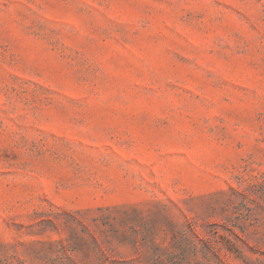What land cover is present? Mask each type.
I'll use <instances>...</instances> for the list:
<instances>
[{"label": "rangeland", "instance_id": "rangeland-1", "mask_svg": "<svg viewBox=\"0 0 264 264\" xmlns=\"http://www.w3.org/2000/svg\"><path fill=\"white\" fill-rule=\"evenodd\" d=\"M0 264H264V0H0Z\"/></svg>", "mask_w": 264, "mask_h": 264}, {"label": "trees", "instance_id": "trees-1", "mask_svg": "<svg viewBox=\"0 0 264 264\" xmlns=\"http://www.w3.org/2000/svg\"><path fill=\"white\" fill-rule=\"evenodd\" d=\"M49 222H51V221H49ZM52 223V222H51Z\"/></svg>", "mask_w": 264, "mask_h": 264}]
</instances>
